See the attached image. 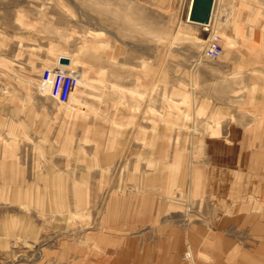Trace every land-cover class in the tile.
Returning a JSON list of instances; mask_svg holds the SVG:
<instances>
[{
  "label": "rangeland",
  "instance_id": "obj_1",
  "mask_svg": "<svg viewBox=\"0 0 264 264\" xmlns=\"http://www.w3.org/2000/svg\"><path fill=\"white\" fill-rule=\"evenodd\" d=\"M188 3L0 0V264H30L46 244L71 241L110 194L160 193L166 184L193 218L206 136L219 134L256 87L255 76L223 74L222 56L201 58L211 34L231 48L227 23L216 8L207 31L188 23ZM53 65L78 76L64 105L38 89ZM255 222L234 229L225 219L224 237L241 247L227 262L264 264Z\"/></svg>",
  "mask_w": 264,
  "mask_h": 264
},
{
  "label": "crops",
  "instance_id": "obj_2",
  "mask_svg": "<svg viewBox=\"0 0 264 264\" xmlns=\"http://www.w3.org/2000/svg\"><path fill=\"white\" fill-rule=\"evenodd\" d=\"M215 8L231 44L222 50L223 74L255 76L256 93L221 121L219 134L206 136V157L191 173L193 218L182 216L181 197L166 184L160 193L110 194L94 225L46 244L30 264H232L226 252L238 257L241 247L224 237L225 227L251 218L264 229L257 222L264 215V0H215L211 21ZM184 250L189 258L181 261Z\"/></svg>",
  "mask_w": 264,
  "mask_h": 264
},
{
  "label": "built area",
  "instance_id": "obj_3",
  "mask_svg": "<svg viewBox=\"0 0 264 264\" xmlns=\"http://www.w3.org/2000/svg\"><path fill=\"white\" fill-rule=\"evenodd\" d=\"M203 27V26H202ZM210 28L208 24L203 27L204 31ZM222 54V46L220 37L214 34L205 41L201 58L207 60H217ZM38 89L49 87L47 96L59 105L66 104L74 91L78 87V76L76 72L64 70L58 65L43 69L38 80ZM188 257V254H186Z\"/></svg>",
  "mask_w": 264,
  "mask_h": 264
},
{
  "label": "water",
  "instance_id": "obj_4",
  "mask_svg": "<svg viewBox=\"0 0 264 264\" xmlns=\"http://www.w3.org/2000/svg\"><path fill=\"white\" fill-rule=\"evenodd\" d=\"M215 0H192V6L189 13V22L196 25L207 26L210 22ZM61 63H66L65 59H60Z\"/></svg>",
  "mask_w": 264,
  "mask_h": 264
},
{
  "label": "bare ground",
  "instance_id": "obj_5",
  "mask_svg": "<svg viewBox=\"0 0 264 264\" xmlns=\"http://www.w3.org/2000/svg\"><path fill=\"white\" fill-rule=\"evenodd\" d=\"M191 6H192V0H189L188 8H187V15H186V21H187L188 23H190L188 19H189V13H190ZM213 6H214V5H213ZM210 18H211V16H210ZM190 24H192V23H190ZM193 25H196V24H193ZM201 26L204 27V25H201ZM205 27H206V26H205Z\"/></svg>",
  "mask_w": 264,
  "mask_h": 264
}]
</instances>
